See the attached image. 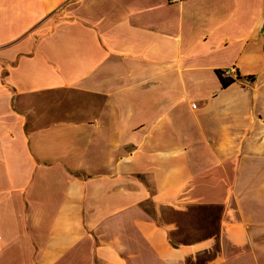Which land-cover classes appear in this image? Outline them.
<instances>
[{"label":"crops","instance_id":"0c3cea01","mask_svg":"<svg viewBox=\"0 0 264 264\" xmlns=\"http://www.w3.org/2000/svg\"><path fill=\"white\" fill-rule=\"evenodd\" d=\"M0 264H264V0H0Z\"/></svg>","mask_w":264,"mask_h":264},{"label":"built area","instance_id":"2783aa9c","mask_svg":"<svg viewBox=\"0 0 264 264\" xmlns=\"http://www.w3.org/2000/svg\"><path fill=\"white\" fill-rule=\"evenodd\" d=\"M170 2H179V1H182V0H169ZM236 71V68L232 67V68H227V69H224L222 71V75L224 77H230L232 73H234Z\"/></svg>","mask_w":264,"mask_h":264},{"label":"trees","instance_id":"16d2710c","mask_svg":"<svg viewBox=\"0 0 264 264\" xmlns=\"http://www.w3.org/2000/svg\"><path fill=\"white\" fill-rule=\"evenodd\" d=\"M218 73H219V76L221 78V81H222L223 86H228L230 83H232L234 81L233 79L224 77L222 75V71H218Z\"/></svg>","mask_w":264,"mask_h":264}]
</instances>
